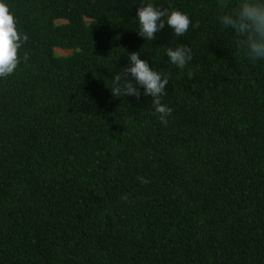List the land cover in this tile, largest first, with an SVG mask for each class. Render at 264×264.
I'll use <instances>...</instances> for the list:
<instances>
[{"label":"trees","instance_id":"16d2710c","mask_svg":"<svg viewBox=\"0 0 264 264\" xmlns=\"http://www.w3.org/2000/svg\"><path fill=\"white\" fill-rule=\"evenodd\" d=\"M6 2L28 38L0 79V264H264V61L218 0H151L194 24L152 41L148 0ZM180 44L184 70L164 55ZM135 51L170 75L166 126L143 89L111 93Z\"/></svg>","mask_w":264,"mask_h":264},{"label":"clouds","instance_id":"9594fccd","mask_svg":"<svg viewBox=\"0 0 264 264\" xmlns=\"http://www.w3.org/2000/svg\"><path fill=\"white\" fill-rule=\"evenodd\" d=\"M218 3L219 23L233 31L246 58L253 63L264 61V0H239L234 11H226L230 7L228 0H218ZM136 20V31L146 41L154 40L166 26L175 37L184 36L194 26L188 13L157 7L151 0L137 7ZM27 38L18 30L6 0H0V79L16 71L20 64L18 50ZM164 55L170 65L180 70L190 65L195 56L193 49L184 44L166 48ZM127 60L126 65L113 72L112 87H109L113 97L139 98L143 89V94L152 98L151 104L160 122L166 126L173 109L161 98L166 95L170 75L157 71L139 51L127 53ZM139 179L142 183L148 182L143 177Z\"/></svg>","mask_w":264,"mask_h":264},{"label":"rangeland","instance_id":"374dc122","mask_svg":"<svg viewBox=\"0 0 264 264\" xmlns=\"http://www.w3.org/2000/svg\"><path fill=\"white\" fill-rule=\"evenodd\" d=\"M57 23H66V20H58ZM55 52L60 55V56H66V55H69L72 53V50L71 49H62V48H55Z\"/></svg>","mask_w":264,"mask_h":264}]
</instances>
